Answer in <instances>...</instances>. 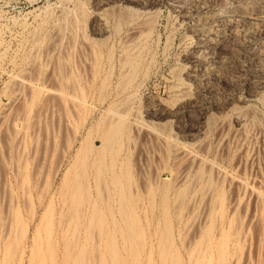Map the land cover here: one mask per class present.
<instances>
[{
    "label": "rangeland",
    "instance_id": "rangeland-1",
    "mask_svg": "<svg viewBox=\"0 0 264 264\" xmlns=\"http://www.w3.org/2000/svg\"><path fill=\"white\" fill-rule=\"evenodd\" d=\"M139 1L140 3L137 4L131 0H0V117L3 116L1 117L2 121L5 120L4 123L0 121V125H2L0 126V264H264V242H262L264 236L259 243L257 239L259 228L256 225L251 226L249 233L243 236L242 229L246 222V216L240 209H237L232 217L230 228L220 226L223 219H215L208 226L197 230L198 220L196 217L189 219L186 224L177 225L172 213L167 215V218L171 220V222L168 220L169 226L164 228L161 225L162 221L158 218H161L162 215L160 216L159 213L162 209L170 208L168 212L172 209L171 198H173L172 193L175 188L173 185L175 184H173L174 181L170 178L172 174H169L168 170L171 169L170 166L175 170L173 166L176 165L171 156L167 155L168 153L164 154L162 147H159L163 150L161 155L158 154V150L155 152L154 148L158 147L154 145L156 142L153 139L150 140L151 142L148 141L149 136L143 137L142 135L141 131L144 129L137 128V125L141 124L139 122L141 115L138 117L136 111L139 110L140 113L139 106L143 105L144 94L155 93V95L163 97L164 100L165 98L167 101L170 100L168 86H166L171 79L170 72L181 62L183 53L194 44L195 38L192 33L194 23L206 16V13L209 15L220 9L222 5L220 3L224 0ZM77 4L83 8L78 20L75 19L74 10ZM109 11L112 12L111 14L113 11L114 13H127V19L120 24L118 32L114 31ZM97 13L102 14V20L107 27L106 33L97 34L95 32L93 25ZM140 14L153 20V29L147 41L148 55L145 56L143 64L145 68H147L146 65L148 66V69H143L146 70V75H143L145 76L144 82L138 87V90L136 89L137 93L132 92L130 97L128 89L123 90L120 87L122 89L118 90L120 93L116 90L119 88L114 84L117 73L116 66H118L116 58L125 43L128 27L132 23L127 21L134 20V17L139 20L140 17H136ZM222 27H219L220 34L217 39H221L227 33V28L223 27V29ZM254 37L242 42L239 48L242 58L241 66L234 69L231 81L235 92L241 97L245 96L246 88L250 83H258L261 76H264V57L260 61L250 60L247 57V52L251 50V47L260 43V36ZM85 42L102 49L99 65H102L103 70L106 69L104 70L106 74H110V78L104 74L105 82H102V79L101 81H99L100 79L92 81L95 65L90 54V46ZM108 51L113 58L112 68H108L109 66L106 64L105 54ZM139 74L137 79L142 75L141 72ZM65 77L67 78L66 82ZM72 78H75V80L73 79L75 82L72 81ZM59 79H62L61 82L65 83V87H60L62 83H59ZM70 80L72 83L74 82L73 85ZM77 82L80 84L74 85ZM99 82L104 84V86L101 85L102 88L99 86ZM67 83L70 85L68 86ZM29 85L32 86V89ZM82 85H87L88 89ZM69 87L71 92L78 89L75 92L77 95L68 92L71 98L75 97L74 94L76 95L74 101L66 97L68 96L67 91H70ZM74 87H76L75 90H72L71 88ZM113 88L116 92L111 90ZM16 89L19 90V93H16L19 98L14 96L15 93L13 94V92H17ZM62 89L64 90L62 91ZM88 90L90 92H87ZM108 90H111L110 93ZM60 91L62 92L60 98L70 101L68 104L67 101L64 104L65 99L60 100V102L63 100L62 104L66 108L64 106L59 108L61 103H58L60 95L58 93ZM35 92L37 95L34 94ZM127 94L129 98L126 97ZM119 95L122 97L120 98ZM123 95H126V98ZM34 98L32 103L31 100ZM119 98H124L122 99L124 101L130 99V101H126L124 104V101L118 100L120 103L117 106ZM99 99L104 101L100 100V104ZM115 99L116 101H113ZM16 100L19 102H17L18 104L15 102ZM112 102L115 103V106ZM70 103L73 105L76 103L78 108L75 106L77 108L75 110V107H71L73 105L69 106ZM106 103H111L110 106L113 107ZM120 104L123 106L120 107ZM30 105L31 108H28ZM107 106L112 108L111 110L116 109V111L119 107L118 113L123 110L120 108H124V111L128 109L125 114H129V116L124 115L125 122L122 118L123 123L120 124V131L118 130V136L116 135L115 142L113 140L111 149L100 151L101 148L98 145H101L103 135L106 136V133L102 132L105 131L106 120L109 119V116L116 117L117 115V113L114 114V110L112 111L114 115L111 113L108 115L110 109ZM130 106L132 110H130ZM136 106L140 109L137 108V110ZM72 109L76 112H71ZM67 110L70 111V114L66 112ZM124 111L121 113L124 114ZM3 112L7 114H2ZM103 112H107L108 119L103 116V120L101 119V115H106ZM98 113L100 116L97 115ZM134 114L139 118V123H136L138 118H135ZM6 116L7 118L4 119ZM94 118L99 121L97 123L96 120L97 127L94 124ZM144 118L145 116H142L141 120ZM148 118L146 117L147 120H152V118ZM128 119L129 121H127ZM130 119L137 125L133 122L134 125L130 123ZM101 121L106 125L102 126L103 122ZM164 124L165 122L159 124L158 129L160 126L164 132L167 129H172L173 124L169 121L166 122V126ZM99 127L104 130H100ZM13 128H16V131ZM129 128H134V131ZM98 129L101 134L103 133L100 136ZM17 131L19 132L17 133ZM127 131H131L133 135ZM135 131L136 133H134ZM121 132L127 133L124 136V133ZM137 134L140 138L137 137ZM17 135L21 138L23 137L21 135H24L20 142ZM119 136L120 139H118ZM125 137L131 139H126L128 140L126 141ZM150 138H152L151 135ZM134 139H139L138 143ZM100 140L102 141L100 142ZM113 143L117 147L118 143L121 147H116L117 150H113V146L115 148ZM140 144L145 145V149ZM147 145H154V148L146 147ZM93 146H96L95 148L99 149V152L94 150ZM127 147L128 149L131 147V149L128 150ZM146 148L151 150L152 154ZM124 149L128 151L125 152ZM112 150L115 151L114 153L120 152L116 153L118 155L116 159L113 158ZM145 150L148 151H146L147 154ZM95 151L99 155L96 156ZM101 152H103L102 156H108L109 152L112 153L113 157L110 158L115 164L114 167L112 164H108L111 162L108 157L101 158ZM121 155L127 161L125 159L123 161L124 157ZM150 155L156 157L155 160L154 158L151 160L149 157L148 161ZM119 156L122 158L121 165L126 162L125 166L123 164L119 168L121 171L117 168L119 166L117 162L120 161ZM161 156L168 160V162L165 160L168 165H164L165 161ZM90 157L95 161L91 162ZM100 158L102 159L101 163ZM141 158L144 160H139ZM159 159L163 160L161 163L164 162V166L159 162ZM171 161L174 165L171 164ZM145 162H150L151 164H148L150 167ZM102 163H106L103 164V166L106 165L104 169L106 173H103L102 168L101 174L98 173V166ZM153 163L161 165V168ZM109 165L114 170L109 169ZM143 165H146L145 168ZM152 166L153 169H151ZM117 171L124 173V179H122V173L120 177ZM125 174L129 175V181L125 180V177L127 178ZM151 174H154V177ZM116 176L121 178L120 182L123 188L127 182L129 183L128 189L125 187L126 190H123L124 203L128 209L126 214H119L116 211L118 203L115 202V199L105 201L103 198L105 187L111 188L109 177ZM142 176L146 179L152 178L150 181L154 182L144 179L146 184L143 186L141 184ZM167 178L170 179L168 182L164 180ZM94 179L98 180V185L97 182L95 184ZM100 180L102 181L99 182ZM74 181L78 183L75 182L74 185ZM163 181L169 185L167 184V186ZM149 183L155 184L152 187L154 193L145 190L150 188L148 185L152 186ZM171 185L174 188L170 187ZM161 187L168 190V194L171 193V196L168 195V201L163 200L165 196L163 197L160 192V189L163 190ZM95 188L98 190L97 196ZM141 189L143 190L141 191ZM159 195L162 197L160 199L164 206L158 199ZM111 197L112 195L109 196V198ZM47 203H50L49 209ZM158 205L164 208L161 209ZM158 220L160 223L157 222ZM35 229L38 241L33 245L32 237Z\"/></svg>",
    "mask_w": 264,
    "mask_h": 264
},
{
    "label": "bare ground",
    "instance_id": "bare-ground-1",
    "mask_svg": "<svg viewBox=\"0 0 264 264\" xmlns=\"http://www.w3.org/2000/svg\"><path fill=\"white\" fill-rule=\"evenodd\" d=\"M131 1L135 2L137 4L140 3L139 0H131ZM220 5H221L220 9H218L216 11L213 10L214 12L211 11L212 13H210L209 15H207V13H206V16H204V17L202 15L203 18L202 19L200 18L198 21L195 20L196 22L194 23V25L192 27V33H193L194 38H195L194 44L191 45L189 47V49L183 53L181 62L178 64V66L176 68L172 69L170 72L171 73V75H170L171 79H170L169 84L166 85V86H168L170 100L167 101V98H165V100H164L163 97L161 98L160 96L155 95V93L154 94L145 93L144 96L142 97L143 101L141 100L143 102V105H142V107L139 106L141 108L140 113H139V110L137 109L139 107H137V106L135 108L138 110V112L136 110L135 111L137 113V116L139 115L138 117H140V115H141V117L145 116L144 119H146V117H149V118H152V120H147V119L141 120V117H140V121H139V118L136 117L134 114L133 116L135 118H138L136 123L139 121L141 124H139V126H138L131 119H130V121H131L130 123L133 122L135 125H137V128L139 127V129H142V130L144 129L143 131H141L143 133L142 134L143 137L149 136V138H150V135H151L152 138H150V139L148 138V141H150V140L152 141V139H153L156 142L155 144L154 143L153 144L158 146V147L154 148L153 147L154 145L153 146L147 145L146 147H148V146L149 147L151 146V148L153 147L154 149H156L155 152L159 151L158 154H160L164 150V154L168 153L167 155L171 156L172 161L176 165V166H173L174 164L171 161V164H173L172 166L175 168V170L172 169V167L170 165L169 166L171 169L168 170L169 174H172V176L170 177L171 180L174 181V183L172 181H171V183L175 184V185H173V186H175V188L172 187V185L170 186V187L174 188L173 193H172L173 198L170 197L171 193L168 194V192H169L168 190H167L168 192L166 190H164L169 185L168 183H167L168 185L165 183L166 180H167V182L170 180L169 178L164 179L165 181H163L164 184H166L167 186L165 187L163 184V186L165 188L161 187V188H163V190L160 189L162 196L166 197V198L164 197L163 200L164 199L167 200L168 195H170L169 197L172 199V203H173L172 209L169 212H168V210L170 208L169 209H167V208L162 209V207L164 206L163 201L161 200L162 197L159 195V198H158V199L161 198L160 203H162L161 205H163L162 207L160 205H158L162 209V211H161L162 213L161 212L159 213V215L160 216L162 215V216H161V218H158V219H160L162 221L161 225L164 228H167L169 226L168 220H170V219L167 218V215H169V213L173 214V218L175 219L174 221H176L175 224H177V225L186 224L189 219L196 217L198 220L197 221V230H200V228L203 226H208L215 219H223V222H222V224H220V226L222 225L225 228H230L232 217L235 215L237 209H240L241 212L244 214V216H246V222H245V225L243 226V229H242L243 230V236H245L247 233H249L251 226L256 225L259 228L257 239H258V242L261 243V241L263 239L262 236H264V234H263L264 233V76H261L260 82L250 83L247 86L246 94L244 97H241V95H239L235 92V90L233 88V84L231 83V81L233 78L234 69L240 68V66H241L242 58L239 54V48L241 47L242 42L245 39L253 38L254 36H260V38H261L260 43L257 44L256 46L251 47V50H249L247 52V57H248V59L255 60V61H260L264 57V0H224L222 3H220ZM74 10H75V14H76L75 19L78 20V17L83 12V8L80 4H77L76 7L74 8ZM111 13H110V11L108 12L109 16ZM126 14L127 13H125V14L124 13H114V11H113V14H111L110 20L112 21V24L114 26L113 28H114L115 32H118L117 30L119 29L120 24L126 21V19H127ZM142 14H140L139 16L136 17V18L140 17L139 20H136L135 17L132 15V17H134L133 18L134 20L127 21L128 23H131V22L132 23L128 27V31L125 35V43L120 48L119 55L117 53L118 57L116 58V63L118 64V66H116L117 64L114 65L117 67V73H116L114 84L119 86V88L116 90L118 91L121 88L123 90L128 89L130 91V93H128L129 96L132 95V92H134V91H135L134 93H137L136 89L138 90V87H140L142 82H144L143 80H144L145 76H143V75L146 73V70H143L145 68V67H143V64H144V60L146 58L145 56L148 55L147 54V52H148L147 41L149 40L150 33L153 29V20L148 18V17H143ZM101 15L99 13H97V14H95V18H94L93 27L95 28V32H97V34H101L104 32L106 33V30H107L106 24L102 20L103 18ZM220 26L227 28V33H225V35H223L221 39H217L218 34H220V30H219ZM114 31H112V32H114ZM88 44L90 46V54H91L92 59L94 60V65H95V71L92 74V81L94 79H100L99 81H101V79H102V82H105L106 80H104V78H105L104 74H106V72H104V70H106V69L103 70L102 65H99L100 59L102 57V55H101L102 49H100L99 46H96V45H93L90 43H88ZM105 56H106L105 59L107 58L106 59L107 63L106 62L105 63L108 64V66H109V67L108 66L107 67L112 68L113 58H112L111 53L108 51V52H106ZM103 61H105V60H103ZM146 67L147 68H145V69H148L147 65H146ZM93 68H94V66H93ZM108 71H109V69L107 70V72ZM115 72H116V70H115ZM140 72L142 75L139 79H137V76L140 75L139 74ZM110 73H111V70H110ZM106 75H108V74H106ZM108 76L110 78V74ZM61 77H64V76H61ZM68 78H70V77H68ZM167 78H169V77H167ZM66 79L67 78L65 77V79H64L65 82L67 81ZM73 79L75 80V78H72V81H74ZM164 79H165V77H164ZM61 80L59 79V83L61 82ZM228 80L230 83L228 82ZM107 81H109V80H107ZM21 82H23V81H21ZM70 83H71V85H73L71 80H70ZM78 83L79 82H77V84L75 83L74 85L78 86ZM64 84L62 83V85H60V84L59 85H60V87L61 86L65 87ZM99 84H100V82H99ZM105 84L107 86V83H105ZM108 84H110V83H108ZM166 84H167V82H166ZM67 85H68V83H67ZM87 85L86 86L82 85V86L87 87V89H88V86H90V85H88V86ZM92 85H91V87H92ZM101 85L104 86L103 83L100 84L99 86L101 88L103 87ZM116 85H115V88H117ZM29 86H31V85H29ZM60 87H59V89H60ZM76 87L71 88V89L75 90ZM100 87H99V89H100ZM153 87H154V85H153ZM30 89H32V86ZM64 89H66V88H64ZM64 89H62V91ZM78 89H76L74 92L73 91L71 92L70 87H69L70 91H67V89L65 91H67V95H68V92H70L69 94H71V93L73 94L76 91H78ZM91 90H93V89H91ZM111 90L114 91V88ZM111 90H108V92ZM87 92H90V91L88 90ZM114 92H116V91H114ZM16 93H19V90H17V92H13L14 96L18 95V94L16 95ZM61 93H62L61 91L58 93V95L60 94L59 98H58V100H59L58 103L60 102L61 99H65L64 101L62 100L63 103L65 104L67 101V104H68L70 101L68 102V100H66V98H60L62 96ZM109 93H108V95H109ZM117 93H115V95H117ZM13 94H12V97H13ZM34 94H36V92ZM75 94H74L75 97H72V98L69 97V95L66 96L63 94V96L69 97L71 100L73 99V101H74V98L76 99V95H77V94L76 95ZM128 94H127V96L123 95L124 98H126V97L129 98ZM111 95H112V93H111ZM167 95H168V93H167ZM71 96H73V95H71ZM105 96H107V95H105ZM134 96H135V94H134ZM17 97L19 98V96H17ZM17 97H16V99L20 101V99H18ZM113 97H114V95H113ZM121 97L122 96H120V98ZM138 97L140 98V96H138ZM165 97H167V96H165ZM120 98L117 99V101L124 99V98H122V99H120ZM13 99L15 100V98H13ZM17 100L15 101L16 103L18 102ZM34 100H35V98L33 100H31V102L32 101L34 102ZM100 100H102V99H99V102L101 104ZM107 100H109V99L107 98ZM62 101L60 102L61 105L58 104V105H60L59 108L61 106L63 108V106H64V104H62ZM102 101H104V100H102ZM111 101H112V99H111ZM113 101H116V99ZM123 101L124 100H122V102ZM126 101L129 102L130 99H128V100L126 99L124 101V104ZM105 102H108V101H105ZM71 103H72V101H71ZM71 103L69 104V106L73 105ZM112 103L115 106V103L114 102H112ZM119 103L120 102L118 101L117 106ZM130 103H128V104H130ZM12 104H13V101H12ZM106 104L110 106L111 103H106ZM121 105L123 106V104H120V107H121ZM75 106H77V108H78V105L76 103L71 107L74 108ZM110 107H108V108L110 109ZM127 107L129 108L128 105H127ZM28 108H31V105ZM77 108L75 107V110ZM118 108L119 107H117V111H116V109L114 110V108H113V110L115 112L114 114L117 113V115H116V117H114V116H111V117H114L115 119L111 118L110 116L108 119L107 112H105V113L103 112L106 115H101V119H102V116L105 119L107 118L108 120H106V121L108 123L106 122L107 125L104 124L105 120H104V122L101 121L103 123L100 122L102 124V126L106 125V126H104L105 131H102L103 133L104 132L106 133V136L103 135L104 136V138L102 139L103 141L100 140V142L102 141V143H101L102 146L100 144L98 145L101 148L100 151L111 147L113 140L115 142L116 135L118 136L117 133H119V131H120L119 128L121 127V125L123 123L124 115L129 116V114H125V112L128 109L126 111H124V108H120L123 110L119 109L120 110L119 113H121V111H124L123 112L124 114H122V113L119 114ZM68 109L71 110V108H69V107H68ZM111 109H110V111H108V115H109V113H111V115H114L112 112L113 110H111ZM125 109H126V107H125ZM5 110H7V108H5ZM63 110H66V109H63ZM130 110H132L131 106H130ZM66 112H68L70 114V111L67 110ZM71 112L75 113L76 111L74 112L72 109ZM4 113L5 112H3L2 114H4ZM73 113H71V115H73ZM93 113H95V112H93ZM100 113H102V112L100 111ZM100 113H98L97 115L100 116ZM5 114H7V113H5ZM65 115H66V113H65ZM104 116H107V117H104ZM1 117H3V116H1ZM1 117H0V121H2ZM6 118H7V116L4 117V119H6ZM14 118L18 120V118H16V117H14ZM122 118H123V120H122ZM135 118H133V119H135ZM94 119H95L94 124H96L95 126L97 127V123H99V121H98L99 117L97 118L98 120L96 118H94ZM10 120H11V118H10ZM4 121H2L1 123H4ZM91 121H90V124H91ZM127 121H129V119ZM159 121H160V123H159ZM167 121H169V123H172L173 125L171 124L172 129L171 128H170L171 130L167 129L168 132L166 131L167 132L166 133L163 130H161L162 128L160 129L161 126L158 129V125L161 124L162 122H165V124H166ZM124 122H125V120H124ZM126 123H124V124H126ZM10 124H12V123H10ZM171 125H169V126H171ZM0 126H2V125H0ZM125 126H124V128H125ZM94 127H93V129H94ZM131 127H133V126H131ZM99 128H100V130H104V128L101 129L102 127H99ZM137 128L135 126V129H137ZM167 128H168V126H167ZM13 129H15V131H16V128H13ZM129 129L131 130L132 128H129ZM98 131H99V129H98ZM121 131H123V130H121ZM132 131H134V128L132 129ZM18 132L19 131H17V133ZM100 132L101 131H99V134H98L99 136L101 134ZM127 132H125V133H127ZM121 133L123 134L124 132H121ZM125 133H124V136L126 135ZM128 133L129 134L131 133V135H133V133L131 131ZM134 133H136V131ZM119 135H121V134H119ZM21 136L24 137V135H21ZM23 137L22 138L19 137L20 139L18 138L19 142L21 139H23ZM137 137H139L138 134H137ZM118 139H120V136L118 137ZM126 139H129V137L128 138L125 137V140ZM134 140L139 141V139H137V140L134 139ZM134 140H131V141H134ZM126 141H128V140H126ZM138 141H137V143H138ZM91 142H92V140L90 141V143ZM142 142H143V140H142ZM118 143H120V142H118ZM118 143H117V145L119 147L120 145ZM145 144H146V142H145ZM91 145H93V144H91ZM113 145H115V144L113 143ZM129 145H132V144H129ZM140 145L143 146L142 144H140ZM95 147L93 146L94 150H96V151L98 150V152H99V149H97ZM116 147H117L116 145H115V148L113 146V150L116 149ZM159 147L160 148L162 147L163 150L160 149ZM110 149H107V151ZM127 149H128V147H127ZM129 149H131V147ZM144 149H145V147H144ZM146 149H148V148H146ZM140 150H142V149H140ZM119 151L121 152L120 148H119ZM119 151H117V152H119ZM127 151L125 150V152H127ZM146 151L147 150H145V152ZM150 151L151 150H149V152ZM110 152H109L110 156H109V154H108V156H102L103 152H101L100 153L101 158L102 157L103 158L108 157L111 161L110 157L112 156L111 155L112 153H110ZM114 152L115 151H113L114 157L113 156L112 157L116 159V156H118V155H116L117 152L116 153H114ZM145 152H142V153H145ZM147 152H146V154H147ZM119 153H117V154H119ZM156 154H155V156H156ZM97 155H99V154H97V152H96V156ZM167 155H165V156L169 157ZM121 156H123V155H121ZM140 156L142 157L143 155H140ZM140 156H139V158H140ZM145 157H147V156H145ZM149 157H151V155L148 156V161H149ZM98 158H99V156H98ZM101 158H100V163L102 162V159H103V158L102 159ZM113 158H112V160H113ZM152 158H154V160H155L156 157H154V156L151 157V160H152ZM96 159H97V157H96ZM121 159L122 158L120 157V161L117 162V163H119V166H117L118 170H120L119 168L122 167L123 164H124V166L126 165V162H124L122 165L120 164V163H122ZM124 159H125V157L123 158V161H124ZM93 160L94 159L91 158V162ZM139 160H144V159L141 158ZM151 160H150V162H151ZM159 160H160L159 161L160 163L163 161L161 159H159ZM165 160L168 162V160L166 158L164 159V161ZM166 161H165V163L163 162L164 165L167 164ZM111 162H108V164L110 163L114 167L115 164L113 162L112 163ZM150 162L149 163L145 162V163H147L146 165H148V164L152 163V162L151 163ZM154 162L157 163L156 161H154ZM163 163H161L162 166H164ZM103 164H106V163L99 164V166L97 165L99 167L98 173L102 174V171H101L102 168H103V173H106V171L104 172L106 165L103 166ZM139 164L141 165L140 161H139ZM92 165H94V164H92ZM146 165H143L144 168ZM156 165H158V164H156ZM109 166H107V167H109V169L113 168V167H111V165H109ZM143 166H142V168H143ZM148 166L150 167V165H148ZM158 166H160V168H161V165H158ZM157 167H156V169H157ZM142 168H140V169L142 170ZM98 169L96 167V170H98ZM123 169L125 171V167ZM151 169H153V166ZM162 169H163V167H162ZM94 170H95V168H94ZM112 170H114V169H112ZM146 170H147V168H146ZM146 170H143V171L146 172ZM148 170H150V169L148 168ZM159 171H160V169L158 170V172ZM107 172L112 173L111 171H107ZM117 172H118V174H120L119 176L121 177L122 172H119V171H117ZM117 172L115 173V175L117 174ZM155 172H156V170H155ZM123 174L124 173H122V177H123ZM127 174H128V172H127ZM127 174H125V175L127 176ZM151 175L153 176L154 174H151ZM151 175H150V177H152ZM64 176H65V174H64ZM119 176L112 177V178L109 177L110 185H111V186L110 185L109 186L111 188L108 187L109 188L108 189L107 187H105L103 198L105 199V201L106 200L108 201L109 199L110 200L115 199V202L118 203L117 204L118 206L116 207V211L119 214H126L128 209L124 203L123 190L125 189V187H127L126 189H128L127 185H129V183L127 182V184H125V182H124V184L126 186L124 185L125 187L123 188V186L120 182L121 178L119 179ZM128 176H127V178L125 177V180H127V181H129ZM155 176H157V175H155ZM172 177H173V179H172ZM95 178H97V177H95ZM152 178H150V179H152ZM103 179H105V178H103ZM122 179H124V177ZM142 179L144 182V179H146V177L145 178L143 177ZM148 179L149 178H147L146 180H148ZM150 179H149V181H150ZM102 180H100L99 182H101ZM94 181H95V184L97 182V185H98V180L96 181L94 179ZM152 181H150V182H152ZM75 182H77V181H74V185L76 184ZM143 182H141V184L144 186V184H146V183L145 182L143 183ZM149 184L152 185V186L148 185V188L150 187L149 188L150 190L149 189L147 190V188L145 190L147 192L152 191L154 193L153 188H152L154 183L153 184L149 183ZM161 184H162V182H161ZM143 186L140 185V187H143ZM143 189H141V191ZM166 189H168V188H166ZM95 191H96V196H97L98 190L96 189ZM155 192H157V191H155ZM158 192H159V190H158ZM109 193H110V195H109ZM146 194H149V193H146ZM111 195H112V197L109 198V196H111ZM166 200H165V203L169 199L167 201ZM152 201H154V200L152 199ZM158 202H159V200H158ZM47 204H48V209H49L50 203H47ZM166 205H167V203H166ZM48 209L46 208V210H48ZM223 217H225V218H223ZM157 222L160 223L159 220ZM170 222H171V220H170ZM182 226H184V225H182ZM178 231H179V229H178ZM32 239H33V245L36 244L38 241V235H37L36 229L33 233ZM262 242H264V240Z\"/></svg>",
    "mask_w": 264,
    "mask_h": 264
}]
</instances>
